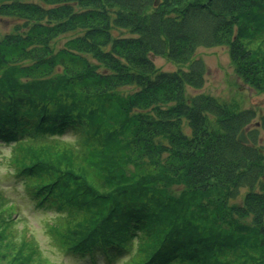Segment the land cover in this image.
<instances>
[{
    "label": "trees",
    "instance_id": "16d2710c",
    "mask_svg": "<svg viewBox=\"0 0 264 264\" xmlns=\"http://www.w3.org/2000/svg\"><path fill=\"white\" fill-rule=\"evenodd\" d=\"M155 1L0 0V16L23 23L0 42V145H11L14 161L25 145L91 138L76 171L35 153L13 167L34 206L82 214L59 240L67 255L89 264L128 254L126 264H223L244 255L264 264V115L253 125L252 110L188 92L205 80L195 50L225 46L238 78L264 95V0ZM67 34L56 49L52 41ZM151 56L176 70L163 72ZM242 130L247 145L237 141ZM157 164L188 192L175 198L157 184ZM206 191L208 208L195 199Z\"/></svg>",
    "mask_w": 264,
    "mask_h": 264
},
{
    "label": "rangeland",
    "instance_id": "374dc122",
    "mask_svg": "<svg viewBox=\"0 0 264 264\" xmlns=\"http://www.w3.org/2000/svg\"><path fill=\"white\" fill-rule=\"evenodd\" d=\"M31 1L37 2V0ZM21 26H23V23L17 18L0 16V42L6 36H18V33L22 31ZM69 35L57 37L56 41H52L53 46L56 49H61L71 37ZM121 35L128 36L125 32H113L114 37ZM194 53L193 61L200 60L204 64L206 70L205 80L201 91L188 89V92L192 95L202 92L212 96L230 109L238 111L252 110L255 113L252 124L258 126L260 118L264 115V95L251 89L238 78L230 62L229 49L225 46L202 47L197 48ZM150 60L163 72L176 70L175 65L167 62L168 60L165 58L151 56ZM26 65H35V61L30 60L26 62ZM24 70L27 69L24 68ZM22 74L19 73L20 77H23ZM88 137L66 135L46 143L25 145L21 148V152L18 151L14 161L11 145H0V195L10 203H4L0 199V264L91 263L90 261L88 263L85 258L74 256L73 254L67 255L59 242L62 236L76 229L77 224L83 219L82 214L80 215L79 212H74L64 207L62 210L58 208V215L54 209L34 206V203L29 200L30 196L26 195L23 186L20 185L19 180L13 175L14 169H16V162L21 157L25 158L26 161L32 160L31 154L34 153L38 154L42 161L56 165L59 171L70 169L76 171L79 165L82 167L86 166L84 160L91 156L88 149L91 144L87 142L91 138ZM165 166L161 167V165H158L159 172L157 170L154 177L155 181L157 184H164L163 186L167 188V192L175 198L180 195L183 196L188 192L187 188L180 179L172 178L169 172L165 175ZM142 170L148 173L151 168L148 167L147 169V166L143 165ZM86 181L92 187H95L99 180L89 172ZM189 196L191 198L187 201L192 202L195 198L194 193L189 194ZM210 196L209 191H206L205 196L195 199L198 204L202 203L208 208ZM12 203L16 207L12 206ZM191 210L198 213L195 209L191 208ZM65 212L71 213L68 214L70 216L65 214ZM142 243L144 241L139 242V245L144 246ZM141 246H138V250ZM135 247L136 242L133 246V250H135L131 255L136 251L137 247ZM212 250L224 251L221 246L213 247ZM130 258L129 254L119 256L115 264H126ZM235 259L237 260L232 262V259L225 258L222 262L223 264H251L246 262L244 255H238ZM98 261H102V259L99 258ZM206 262L207 264H213L208 258Z\"/></svg>",
    "mask_w": 264,
    "mask_h": 264
},
{
    "label": "water",
    "instance_id": "95a60500",
    "mask_svg": "<svg viewBox=\"0 0 264 264\" xmlns=\"http://www.w3.org/2000/svg\"><path fill=\"white\" fill-rule=\"evenodd\" d=\"M157 4H158V2L156 1L155 5H157ZM237 141L240 144H248V141H247V139L244 136V131H241V133L239 134V136L237 138Z\"/></svg>",
    "mask_w": 264,
    "mask_h": 264
}]
</instances>
